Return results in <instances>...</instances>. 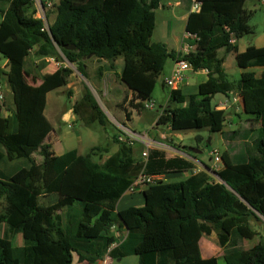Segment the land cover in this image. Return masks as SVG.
<instances>
[{"label":"trees","instance_id":"obj_1","mask_svg":"<svg viewBox=\"0 0 264 264\" xmlns=\"http://www.w3.org/2000/svg\"><path fill=\"white\" fill-rule=\"evenodd\" d=\"M162 1L40 0L49 25L46 30L45 20L37 16L36 0H0V60H8L5 76L12 96L11 106L7 105L11 115L0 114L4 202L0 226L5 225L4 234L0 233V264H98L107 256H137L138 264H218L217 257L204 258L200 246L201 238L213 233L227 264H264V241L239 248L240 240L259 235L253 221L264 218V72L260 78L245 72L238 81L231 80L218 56L220 49L237 51L232 40L253 33V13L244 7L247 0H198L201 8L190 12L186 25L198 50L182 55L151 42ZM53 8L56 17L49 23ZM33 51L40 60L35 68L29 64ZM48 58L56 61L55 72L40 85H30L24 74L42 78L40 71ZM181 58L194 71L207 70L209 78L194 95L171 90L168 103L157 111L156 125H168L174 132L224 133L227 114L212 100L217 94L238 91L244 113L250 116L247 139L255 134L252 145L250 139L248 143L253 150L237 163L227 152L221 153L225 168L215 172L219 181L210 182L201 172L180 182H159L145 188L143 206L116 213V201L142 171H183L192 164L182 158L167 159L158 149H151L143 160L133 145L118 140V132L112 140L119 148L104 161L109 146H94L86 154L74 149L56 155L46 142L54 130L45 115L47 95L69 83L74 71L62 62L76 65L88 79L90 59L107 63L98 69L100 76L116 70L117 61L123 59L120 79L133 92L134 107L142 111L167 60ZM237 63L245 69L264 66V48L249 46L237 54ZM73 110L85 126L109 124L87 85ZM126 117L131 119L127 111ZM196 139L203 141L199 135ZM171 146L188 152L187 146ZM115 225L120 231L128 229L123 241L113 233ZM19 234L23 245L14 246Z\"/></svg>","mask_w":264,"mask_h":264},{"label":"rangeland","instance_id":"obj_2","mask_svg":"<svg viewBox=\"0 0 264 264\" xmlns=\"http://www.w3.org/2000/svg\"><path fill=\"white\" fill-rule=\"evenodd\" d=\"M168 0H163L162 4H167ZM248 9H255L254 14L250 20V25L255 30V33L264 32V6L259 5L258 3L254 4L252 0H248L246 3ZM181 9H172L168 6L165 9L158 8L157 19L159 29L162 26V19L166 18L167 20H175L174 14H180ZM38 17H43V14L40 12L37 15ZM56 17L55 9L53 8L50 13V23L54 21ZM252 34L246 35V38H252ZM158 41L157 35L151 38L152 43ZM61 54V52H60ZM62 56V54H61ZM36 58L34 55H31L29 58V64L33 68L37 64H40V61L34 62ZM117 69L114 71H103L102 76L99 75L98 69L101 66H106L105 61H100L97 59H90L87 62V73L88 79L84 78L77 70L76 65L68 63L67 61L63 64L70 66L73 69V74L69 78L68 85L64 87L57 88L48 94V101L45 109V115L54 123L57 128V134L52 135L51 138H48V142L54 144V149L59 154H65L71 150L76 149L81 154L88 153L91 148L97 145L109 146L111 152L117 148V144L113 142L112 135L115 132L121 133L122 126H127L131 131L136 133H149V136L152 140L163 141L168 145L162 146V144L154 142V146H160L167 149H171L172 143L177 146H181L182 143L188 146L189 148L198 149L199 153H194L199 159H203L206 162H210V150L216 146H221L220 140L221 137L219 133H212L206 129L197 130V131H185V132H175L172 137L174 140L169 138L163 139L161 133L167 131L164 126H159L156 128L154 126L157 120V111L161 106H165L169 100L170 88L164 85V77L169 72L171 65L173 64L172 59H168V66L164 68L163 73L158 78L156 88L152 94V99L149 101L155 105V108L152 110L144 109L138 111L134 105L136 101L134 100V95L125 87V84L120 79V71L123 67V59H119ZM2 68V67H1ZM6 68V67H5ZM4 68V69H5ZM7 70V68H6ZM35 78L40 79L37 75ZM4 80H1L7 90V102L11 106L12 96L8 84H6V76L4 75ZM84 85H87L94 95L101 109L108 119V126L103 127L98 122L93 123L91 126H85L83 121H81L78 116L77 121L74 125L70 126L67 123H60L58 115H61L65 111L73 108L76 101H78L84 89ZM221 95H215L212 100L213 105L216 104V97ZM126 111L133 115V118L128 120L126 117ZM130 117V118H131ZM245 113H242L241 122L239 118L235 117V121L239 124H247V118H249ZM155 128V129H154ZM238 129V126L236 127ZM234 128V129H236ZM176 135V136H175ZM202 136L203 141L198 143L196 136ZM255 137V134L252 133L249 136L250 144L252 145V139ZM181 139L182 141H178ZM51 143V144H52ZM137 150L140 145L137 143L135 146ZM53 148V145H52ZM155 148V147H153ZM140 152L143 150H139ZM193 153V152H192ZM35 158L37 161L41 162L42 157L39 153H36ZM16 163V162H12ZM237 163V162H235ZM19 166H24V162H19ZM1 167V165H0ZM169 182H177L175 179H170ZM4 206L3 200L0 198V210ZM253 227L259 232L256 238L251 240L239 241V248L249 249L256 245L259 241H264V218L262 221H253ZM5 225L0 226L1 235L4 234ZM202 249L203 257H213L217 254H212L208 256L207 250V241L212 242L211 239H204ZM15 246L23 245V237L21 234L17 235L13 239ZM217 246L220 248L218 242ZM221 249V248H220ZM218 253V252H217ZM218 258V264H227L226 260L223 257V253ZM112 264H138L137 256H128L126 258H118L113 261Z\"/></svg>","mask_w":264,"mask_h":264},{"label":"crops","instance_id":"obj_3","mask_svg":"<svg viewBox=\"0 0 264 264\" xmlns=\"http://www.w3.org/2000/svg\"><path fill=\"white\" fill-rule=\"evenodd\" d=\"M247 1H246V3H247ZM252 1L254 4L258 3L260 6L261 5L264 6V0H252ZM246 3L244 6L245 9L254 14V11L256 10V8L253 10L248 9L246 7ZM166 6L172 8V9H178V8L181 9V10H178V11H180V14L179 15L174 14V17H175L174 21L167 20L166 18L165 19L163 18L161 21L162 26L160 27V29L158 26V19H157L156 30L153 34V37H155L157 35L158 41L156 43L164 44L169 49L182 53V55L186 54L185 48L189 45L192 48H191L190 52H188V53H191V52L196 53L198 50V47L195 44V38L189 37L187 32H186V25H187V21H188L190 12H191V0H168L167 4H162L160 8L165 9ZM156 18H158L157 17V11H156ZM49 23H50V21H49ZM252 36H253L252 38H246V35H245L241 39L236 40L233 43V45L236 47L237 51L227 52L225 49H220L218 51L219 58H222L224 60L223 69H224L225 73L230 77L231 80L238 81L240 79L241 75L245 72H252L255 75V77L260 78L264 72V66L245 69V68L239 67V65L237 63V54L246 52L247 49L249 48V46H254L256 48H264V32L263 33H255V30L253 29ZM34 53H35V51H33L31 53V55H34ZM30 56H29V58H30ZM37 61H40V60H37V59L34 60V62H37ZM46 62L48 63L47 67H45L43 70L40 71L42 78L35 80L31 76H26L24 74V78L28 81V83L30 85H34V86L40 85L41 82L43 81L44 77L50 76L51 74H53L55 72L56 64H57L56 61L54 59L48 58V59H46ZM175 62L176 61L173 60V64L171 65V68L169 69V72L167 73V75L164 77V81H165V78H167L171 75L172 70H173L174 65H175ZM117 64H118V62H117ZM166 66H168V60L166 62L165 67ZM5 67L8 70V60L7 59L0 60V72H2L1 76H0V81L4 80L3 76L5 75V72L7 71ZM187 76H188V79H187L186 83L180 85L178 88V90H180L181 93L185 96L197 94L199 91L200 85L202 83H205L209 78L208 71L205 69L198 70V71L191 70L187 73ZM6 80H7V78H6ZM5 82L7 84V81H5ZM125 87L130 91L131 94L133 93L126 85H125ZM170 91H171V89H170ZM217 95H221V96L216 97L217 101H216L215 106L217 107V109L225 111L227 114V117H226V123H225V127H224V133L218 132L220 137H221V140H220L221 146H216L212 149H219L222 154L227 152L229 154L231 161L233 163H235L239 160L244 159L253 150V147L248 145L249 139H247L248 138L247 137V129H248L250 117L247 118V122H248L247 124H243V123L239 124L237 121H235V117H237V118H239V120L241 122V116H242V113H244V108H243L244 105H243L242 97H241V99H239V101L232 102L231 106L227 109H225L223 106H220L227 99L233 100L234 97L241 96L238 91H232L228 95H225V94H217ZM169 97H170V94H169ZM47 101H48V95H47ZM7 105H9L8 102H7ZM7 107H8L7 109L9 111L6 113H3L4 117L11 115V111L9 109V106H7ZM58 117H59L60 123L61 122L67 123L70 126L74 125L77 121V117L75 115L73 108H71L68 111H65L61 115H58ZM132 118H133V115H132L131 119ZM49 121L52 123L54 130L46 138L47 143H50V142H48V138H51L52 135L57 134L56 126L54 125V123L50 119H49ZM154 126H156V128L159 127L156 124ZM237 126H238V129L236 128ZM164 127L167 131H164L163 133H161V137L163 139H166V138L170 139L171 138L170 140H174L172 137L174 136L175 132L168 125L164 126ZM234 128H236V129H234ZM235 131H240L241 133L234 134L233 132H235ZM153 141L156 143L162 144V146L168 147V145L166 143H164L163 141H157V140H153ZM178 141H182V140L179 139ZM52 145H53L52 150L56 155H63V154L57 153L56 150L54 149L53 143L51 144V146ZM139 145H140V147L137 150L135 149V151H136L135 154L137 157H142V153L145 151L146 147H145V145H143L141 143H139ZM181 146H187V145H184L182 143ZM153 147H155V148H153ZM153 147L150 148L149 151L151 149L162 150L165 152V157L167 159L182 158L186 162H190L192 164V168L187 169V170L168 171V172L163 171V172H161L166 177V180L164 182H169L170 179H175V180H177V182L184 181L193 175L200 174L201 172H205L208 174V176H209L208 180L210 182H216V181H219V178L215 174V172H220L225 168L223 161L219 162V163H214L212 156H210V162L208 163V162L204 161L203 159H199L197 157V155H195V156L190 155V154H194L190 151V149H188V152L185 151V153H184V152H182V151H180L174 147L171 149H167V150L163 147H160V146H153ZM118 148H119V146L117 144V148H115V150L113 152H111V150H110V152L108 154H105L103 156L102 161L106 160L113 153H115L118 150ZM139 150H143V151L140 152ZM188 153H190V154H188ZM144 190L145 189L139 190L136 193L126 192L125 194H123V196L121 198H119L115 203V209H114L115 212L118 213V212L127 210V209L132 208V207L143 206L145 204ZM112 231L118 237L119 242L121 240L123 241L126 238L127 233H128V229H126L125 227H123V229L120 231L119 225H115L113 227ZM204 239H211V241H212V242L207 241L206 247L208 249H206L207 250L206 254L208 256H211L212 254H215V253L217 254V256L221 255L222 253L224 255L223 248L220 247L221 248L220 249L216 244V242H218V238H217V235L215 233L211 234L210 236H206V235L203 236L201 238V241H200L201 247L203 246V242L205 241ZM217 256H213V257H217ZM206 258H210V257H206ZM217 258H219V257H217ZM114 260L115 259L107 258V263L112 264ZM102 263H103V261H101L98 264H102Z\"/></svg>","mask_w":264,"mask_h":264},{"label":"built area","instance_id":"obj_4","mask_svg":"<svg viewBox=\"0 0 264 264\" xmlns=\"http://www.w3.org/2000/svg\"><path fill=\"white\" fill-rule=\"evenodd\" d=\"M37 1V6H38V13L43 14V18L45 20V28L48 30L49 25L48 21L45 17V12L43 10L42 4L40 0ZM192 6H191V11L192 12H197L201 8V3L198 0H192ZM49 7L52 6V3L49 2ZM43 29V30H44ZM193 37V36H189ZM235 42V39L232 40V43ZM191 46H187L185 48V53L188 54L191 50ZM193 70L192 65L186 61L185 59L181 58L175 62L174 68L172 70V73L169 77L165 78L164 84L169 87L171 90L178 89L180 85L185 84L188 76L187 73L189 71ZM7 90L2 82H0V114L3 115V113L8 112L9 110L7 109ZM241 99V96H236L234 97L233 100L227 99L224 103H222L220 106H223L225 109L229 108L231 106L232 102H237ZM144 108L152 110L155 108V105L153 103H150L149 101L144 102ZM118 140L120 142H125L130 145H135L136 143H141L145 145V151L142 153V158L143 160H147L149 156V149L154 146V141L150 138L149 133H136L131 131L128 127L122 126L121 133L118 135ZM221 152L219 149H212L210 150V156L213 157L214 163H219L222 162L221 160ZM166 180V177L163 173H155V174H148L144 171H142L138 176L133 180L132 184L130 187L127 189L126 192L128 193H136L139 190H143L151 185H155L159 182H164ZM116 244H113L112 247H115ZM107 258L108 256L103 260L102 264H108L107 263Z\"/></svg>","mask_w":264,"mask_h":264},{"label":"water","instance_id":"obj_5","mask_svg":"<svg viewBox=\"0 0 264 264\" xmlns=\"http://www.w3.org/2000/svg\"><path fill=\"white\" fill-rule=\"evenodd\" d=\"M67 49H75V46H71V47H68L66 46ZM191 152L193 153H199L200 151L198 149H193V148H189Z\"/></svg>","mask_w":264,"mask_h":264}]
</instances>
